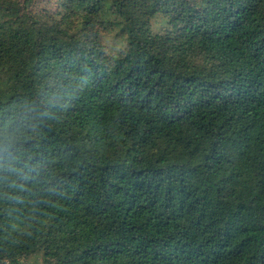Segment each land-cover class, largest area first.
<instances>
[{"label": "trees", "instance_id": "1", "mask_svg": "<svg viewBox=\"0 0 264 264\" xmlns=\"http://www.w3.org/2000/svg\"><path fill=\"white\" fill-rule=\"evenodd\" d=\"M37 2L0 0V264H264V0Z\"/></svg>", "mask_w": 264, "mask_h": 264}, {"label": "rangeland", "instance_id": "2", "mask_svg": "<svg viewBox=\"0 0 264 264\" xmlns=\"http://www.w3.org/2000/svg\"><path fill=\"white\" fill-rule=\"evenodd\" d=\"M38 4V8H35V11L36 12H39V13H44L45 11V8L47 9V11H50V12H53L55 11V6L52 5V0H38L37 2ZM106 43H107V46L109 47H119V43L118 41H116L113 37L109 36L107 37L106 39ZM34 261V258H31L30 259V262L33 263ZM38 264H40V261L37 260Z\"/></svg>", "mask_w": 264, "mask_h": 264}]
</instances>
